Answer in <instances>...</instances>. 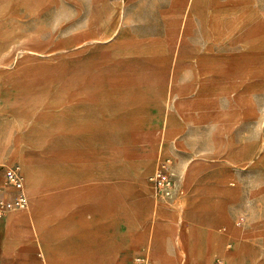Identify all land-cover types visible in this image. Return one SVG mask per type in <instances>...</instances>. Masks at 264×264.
Instances as JSON below:
<instances>
[{
	"label": "rangeland",
	"instance_id": "1",
	"mask_svg": "<svg viewBox=\"0 0 264 264\" xmlns=\"http://www.w3.org/2000/svg\"><path fill=\"white\" fill-rule=\"evenodd\" d=\"M0 139L59 264H264V0H0Z\"/></svg>",
	"mask_w": 264,
	"mask_h": 264
},
{
	"label": "crops",
	"instance_id": "2",
	"mask_svg": "<svg viewBox=\"0 0 264 264\" xmlns=\"http://www.w3.org/2000/svg\"><path fill=\"white\" fill-rule=\"evenodd\" d=\"M105 34L106 32L102 30L103 38L106 37ZM95 35H97V33ZM7 143L8 141L6 139H0V185L3 184V187L4 180L1 166L4 164L16 165V163H2V161L7 158L8 153L11 152V150L7 149ZM178 214L179 211L176 209L165 210L163 213L156 216V221L159 223L165 218H170L175 221ZM18 233L20 234V238H15V235L17 236ZM21 240L28 243L31 249H33V247L37 249L38 254L42 257L43 264H59L53 257L52 248L49 247L46 242V235L42 231V226L34 232L33 226L26 220V214H11L0 220V264H37L29 259L28 250L20 244ZM46 257L47 262L45 259Z\"/></svg>",
	"mask_w": 264,
	"mask_h": 264
},
{
	"label": "built area",
	"instance_id": "3",
	"mask_svg": "<svg viewBox=\"0 0 264 264\" xmlns=\"http://www.w3.org/2000/svg\"><path fill=\"white\" fill-rule=\"evenodd\" d=\"M4 187L10 198H0V220L8 213L24 211L28 208V199L23 184V176L18 165L4 164L1 166ZM154 194L157 199L171 201L175 196V174L168 163L158 160L152 177Z\"/></svg>",
	"mask_w": 264,
	"mask_h": 264
},
{
	"label": "bare ground",
	"instance_id": "4",
	"mask_svg": "<svg viewBox=\"0 0 264 264\" xmlns=\"http://www.w3.org/2000/svg\"><path fill=\"white\" fill-rule=\"evenodd\" d=\"M150 162H151V157L147 160V162H146V166L145 167H149V164H150ZM142 167V166H141ZM145 169V168H144ZM147 170H148V168H147ZM31 174L33 175V172L29 169V171H28V176L30 175L31 176ZM146 174V172L142 175V177L144 176ZM33 182V179H30L29 180V184H31ZM144 183V182H143ZM187 198H189V197H187ZM144 206H145V203H144ZM180 206H181V204H180ZM147 208L148 209H152L153 208V206H152V204H147ZM184 210V209H183ZM182 210V211H183ZM26 220H27V222L30 224V225H32L33 226V229H34V232H36L37 231V229H39L41 226H42V221L39 223V225L38 224H34L33 223V220H34V216H33V213H32V211H29L28 213H26ZM150 246V245H149ZM38 248V247H37ZM44 261V260H43ZM150 264V263H149Z\"/></svg>",
	"mask_w": 264,
	"mask_h": 264
}]
</instances>
